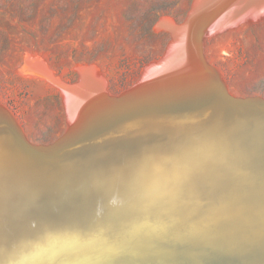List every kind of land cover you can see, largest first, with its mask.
Wrapping results in <instances>:
<instances>
[{
	"label": "bare ground",
	"instance_id": "1",
	"mask_svg": "<svg viewBox=\"0 0 264 264\" xmlns=\"http://www.w3.org/2000/svg\"><path fill=\"white\" fill-rule=\"evenodd\" d=\"M262 15L264 0H195L186 23L163 19L166 55L110 117L119 95L96 66L63 84L29 56L22 66L64 94L57 147L80 138L36 153L17 134L36 149L54 141L31 142L0 103V264H264V98L234 94L204 47Z\"/></svg>",
	"mask_w": 264,
	"mask_h": 264
},
{
	"label": "rangeland",
	"instance_id": "2",
	"mask_svg": "<svg viewBox=\"0 0 264 264\" xmlns=\"http://www.w3.org/2000/svg\"><path fill=\"white\" fill-rule=\"evenodd\" d=\"M194 2L0 0V103L31 142H55L70 122L63 91L23 67L26 59L44 62L63 84L78 83L80 67L96 66L105 93L119 95L166 55L172 29L162 22L180 24ZM204 47L234 94L264 98V15L216 30Z\"/></svg>",
	"mask_w": 264,
	"mask_h": 264
},
{
	"label": "water",
	"instance_id": "3",
	"mask_svg": "<svg viewBox=\"0 0 264 264\" xmlns=\"http://www.w3.org/2000/svg\"><path fill=\"white\" fill-rule=\"evenodd\" d=\"M188 17V16H187ZM187 17L183 20V22L180 23L181 24H184L186 23V19ZM202 37L200 36V39ZM203 57V56H202ZM201 57V61H205V60H202L203 58ZM206 64V62H203ZM202 63V64H203ZM207 65V64H206ZM223 89V88H222ZM220 91V90H219ZM223 91V90H222ZM223 93H225L228 98L231 100V101H235L236 103L239 102V103H251L248 101V99L246 98H236V97H233L231 96L230 94L226 93L225 91H223ZM136 97H132L130 95H119L117 97H112V98H109V102L107 101V104H109L110 106H107V108L105 109L106 112L102 113V116L105 117V116H109L111 112H115L113 113V115L119 113L120 111H118L119 109H123L126 105L128 104H131L133 102L136 101ZM263 103H264V100H261ZM109 111V112H108ZM122 111V110H121ZM108 112V113H107ZM112 116V115H111ZM101 117V118H103ZM110 117V116H109ZM107 117V118H109ZM2 122H5L4 120H2ZM90 124H92V121L90 122ZM67 132L65 134H63L58 140H56L55 142H53L52 144H49L48 146H45L43 149H36L33 147V145L29 144L27 141L25 142L19 134L18 137L21 139V141L23 142V144L28 148V149H31L32 151L36 152V153H44V155H55L57 154L60 150L66 148L67 144H71L73 142H75L76 140H78L80 138V136L78 135L77 137L73 138V139H69V140H66V141H63L62 143H60L59 147H57V143L60 142V140H63V138H65ZM48 153V154H47Z\"/></svg>",
	"mask_w": 264,
	"mask_h": 264
}]
</instances>
